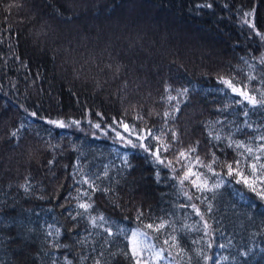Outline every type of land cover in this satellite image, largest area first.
I'll return each mask as SVG.
<instances>
[{"label": "trees", "instance_id": "16d2710c", "mask_svg": "<svg viewBox=\"0 0 264 264\" xmlns=\"http://www.w3.org/2000/svg\"><path fill=\"white\" fill-rule=\"evenodd\" d=\"M69 2L0 0V264H52L53 260L56 264H96L97 260L100 264H135L126 237L132 229L149 231L150 237H156L144 225L158 217H165L171 225L164 234L149 240L165 248L163 255L180 264H187V256L181 258L178 249L163 244L169 234L179 236L181 246L191 250L193 264L200 250V264H205L204 254L212 257L207 264H264V201L243 183L237 184L235 177L227 176L223 166L238 158L234 145L228 147L229 133L232 140L252 142L250 137L264 134V127H260L264 125V110L245 117L247 101L235 105L231 102L242 98L230 89L227 96L215 91L224 87L217 82L219 76H235L243 85L248 83V73L257 77L249 83L250 94L259 97L254 90H264L260 82L264 66L257 63L264 54V43L241 23L243 13L251 12L248 19L264 33V0H74L71 6ZM204 3H211L212 8H197ZM83 13L89 16L81 19ZM158 19L166 20L164 28H158ZM151 26L161 32L155 35ZM115 35L126 42L119 43ZM137 42L138 48L143 45L150 53L149 67L153 68L139 89L134 77L125 74L114 80L105 68L111 62L109 52L113 56L120 53L118 59L129 62L125 55L128 45ZM143 59L144 54L137 63ZM245 61L255 69L250 70ZM136 75L141 81L145 79L142 73ZM124 79L129 80V87L121 92ZM164 81L174 88L188 87L190 100L181 105L179 119L170 122L181 143L162 155L172 159L175 151L199 141L201 159L211 162L214 152L218 158L214 169L221 176L212 177L206 169L198 171L206 172L210 183L225 181L213 200L214 219L209 221L218 231L209 236L183 227L198 225L199 217L191 208L178 206L188 201L179 194L177 181L163 179L173 173L155 165L143 149L116 141L114 132L109 131V126L115 127V119L153 128L160 135L163 120L147 113L156 108L162 114L167 108L166 104L153 103L164 94ZM134 104L144 105L138 108L144 121L134 120ZM225 104L229 105L226 112L217 111ZM33 111L39 118L29 115ZM48 119H75L81 124L79 129L75 125L60 129L46 123ZM89 120L107 130L91 128ZM245 120L253 124L252 129L244 127ZM17 129L18 136L9 140ZM119 130L127 135L123 128ZM209 132H219L222 139L214 140ZM147 143L155 145L156 141ZM124 154L131 168L124 166ZM49 160H53L52 165ZM105 168L111 179L96 183L111 189L107 195L92 193L86 184L76 182L84 173L102 175ZM157 170L160 183L156 181ZM21 185H29L28 191ZM85 190L93 207L80 216L77 213L83 210L77 207L76 198L88 201ZM186 190L199 195L190 185ZM192 203L206 209L200 200ZM138 210L144 213L142 221L136 219ZM101 215L107 223L101 227L103 222L98 221L93 227L91 217ZM121 226L129 230L126 235L108 237L104 231L111 227L116 233ZM193 240L200 243L193 244Z\"/></svg>", "mask_w": 264, "mask_h": 264}, {"label": "snow or ice", "instance_id": "6c2138e0", "mask_svg": "<svg viewBox=\"0 0 264 264\" xmlns=\"http://www.w3.org/2000/svg\"><path fill=\"white\" fill-rule=\"evenodd\" d=\"M71 2H74V0H70L69 6H71ZM225 7H227V4H225ZM197 8L210 9L212 8V4H199L197 5ZM56 12L60 15H63V13L60 12L59 8L56 9ZM251 15V12H244L241 17V23L242 25H247L248 28L255 31V34L259 36L261 42L264 43V33H261L256 30L255 24L250 22V20L248 19V17ZM71 18L72 17H68V19ZM142 54H144V59L137 63V61L140 60ZM119 55L120 53H117L116 56H113L112 53L109 52V58L111 62L105 64V68L112 74V78L114 80L120 79L121 76L125 74L134 77L133 82L135 83L136 88L139 89L142 83L147 82V78L151 75L153 71V68L149 67L150 53H146V50L144 49L143 45H139L138 48L137 42L128 45V51L127 53H125V55L128 56L129 62H125L121 59H118ZM16 59L18 60L19 57L17 56ZM245 63L248 64L247 61H245ZM257 63L261 66H264V54H262L261 57L257 60ZM24 66L27 67L26 64ZM248 68L250 70H254L255 65L248 64ZM156 71L158 74V69H156ZM262 72H264V67H262ZM137 73L144 74L145 79L141 81L139 75H136ZM246 75L248 83H244L243 85H239L236 82L235 76L227 78L222 75L219 76L217 78V82L219 84H222L224 87L217 88L215 91L223 94L224 96H227V90L230 89L232 94L238 95L242 98V100H233L231 102L235 105H242L244 101H247V105L244 106L243 116L250 117L252 112L264 110V90L260 88H256L254 90V92L259 93V97H257V95L255 94H250L249 83L255 81L257 77L255 75H252L251 73H248ZM260 82L261 84H264V75L261 76ZM128 87L129 80L124 79L122 81V85L119 91L126 92ZM173 93H175V95H173ZM148 95L151 96V93H149ZM189 100L190 89L188 87L182 86L174 88L171 83H169L168 81H164V94L161 95L153 103L157 105L161 103L166 104L167 108L163 111L162 114L156 108L149 110L147 113L149 117H159L163 120L160 135H156L153 128H141L138 124L129 123L124 120L117 121L115 119H113V125H115V127L109 126V131L114 132L116 141H119L120 143L126 146H130L133 149H143L145 153H148L153 158V163L155 165L168 168L171 173H173L171 177H164L163 179H172L177 181L180 190L179 194L182 195L188 201V203H182L178 206L180 208H191L193 214L199 217L198 225H184L183 227L188 232H203L204 236H209L211 233H215L216 231H218V229L214 228L212 223H210L209 221L214 219L213 214L215 211V206L213 204V200L216 199V196L221 187L225 185V181L223 179H216L215 181L210 183L209 177L207 176L206 172L198 171V169H206L207 173H211L212 177H220L221 173L216 172L214 169V165L217 163L218 158L213 152L211 162L205 163L204 160H202L200 155L198 154V146L200 143L199 141H196L194 145H190L186 148L181 147L180 149L175 151L172 159H168L166 156L162 155V153L172 152L175 145L181 143L179 132L175 128L171 127L170 122L174 123L179 119L178 113L181 112V105L186 104L187 102H189ZM143 107V104L139 106L135 104L132 105L133 111L136 112L134 120H145V116L142 115L141 112L138 110V108L143 109ZM228 107L229 105L225 104L223 108L217 109V111L226 112L228 110ZM25 111L28 110L25 109ZM127 111L128 110L125 109V114H127ZM29 115L34 118H39L37 112L35 111L29 112ZM96 115L101 116L100 113H97ZM45 122L60 129L69 128L73 125H75L77 129H79V126L81 124V121L75 119H70L68 121L60 119H48ZM216 123H220V121H217ZM89 124L91 125V127L97 130L101 129L100 123H92V121L89 120ZM244 127L252 129L253 124L249 122V120H245ZM260 127H264V125H261ZM120 128H123V132L127 135L122 134L119 130ZM18 133L19 129L12 131L9 135V140L16 138L18 136ZM104 134L107 135V132H105ZM49 135H51V133H49ZM209 135L212 136L213 139L216 141H220L222 139L219 132H217L215 135H213L212 132H209ZM133 137L135 139H133ZM228 139L231 141L228 144V147L233 148L234 145V151L237 152L238 158H234L231 162L226 161L224 163L223 166L227 169L225 174L229 177H235L237 184L243 183L249 191L255 193L261 201H264V134H261L254 138L250 137L249 139L252 142L232 140L231 133H229ZM149 140L156 141V144L151 145L150 143H147V141ZM255 141H259L260 143H256ZM241 149L242 151H239ZM122 159L125 167H132L127 154H124ZM48 164L52 165L53 160H49ZM177 165L179 167H177ZM77 175H80V173L78 172ZM106 178L111 179L108 175L107 168H105V171L102 173V175L94 173L92 174V176H89L87 173H84L83 175H81V178L79 180H76V182L86 184L88 186V190H91L92 193L104 192L107 195V193L111 189L102 188L100 184L96 183V181L103 180ZM73 179L75 180V177ZM161 179V173L159 170H157V183H160ZM189 185L194 190V192L199 193V195H193L192 193L187 191L186 188ZM21 187L25 190V192H27L29 189V185H21ZM77 191L80 192V189H77ZM206 192H211L212 196L204 195V193ZM83 195H88V201L82 200L80 196L76 198L79 201L77 207L83 210L82 212L77 213V215L80 216L87 213L89 209L93 207L92 203L90 202L91 196L88 194L87 190H85ZM194 199L200 200L202 203L206 204V209L202 210L199 205H197L196 203H192ZM143 215L144 213L138 210L136 219L138 221H142ZM75 218V216L72 217V219ZM98 221L103 222L99 225L103 227V224L107 223V218L102 215L98 218L91 217L90 222L92 223L93 227H97ZM170 225L171 221H169L165 217H158L152 222L145 224V229L157 234L156 237H150L149 231H141L139 229L131 230V236L126 238L129 240V244L131 246V256L134 259L135 264H149V260L152 261L153 264H155V262L165 259L163 252L166 249H157L154 244L149 243L148 241L149 239L158 238L160 234H164L166 232V229ZM51 227L52 226L49 225V228ZM28 230L30 231V229ZM104 231L107 232L108 237H113L114 235H126L127 231L129 230L121 226L118 227V231L116 233H113L111 227H105ZM173 231H175V229H173ZM58 233L59 229H57V234ZM48 235L51 236L52 233L49 232ZM81 243H83V241H81ZM105 243H108V240H105ZM192 243L196 244L200 243V241L193 240ZM163 244L167 246V248L178 249L177 255H179L181 258L187 256V264H193L194 258L190 254L191 250L181 246L179 236L169 234L163 240ZM56 247H60V245L57 244ZM207 247L211 249L213 247V243L209 241L207 243ZM219 247L224 248L225 244H219ZM123 254L127 258L128 253L125 252ZM201 254L202 250L197 251L195 253V256L197 258L195 264H200L198 258L201 256ZM244 254L245 253H241V255ZM115 255L116 254L113 253V256ZM144 255H148L149 260L143 259ZM211 259V256L207 254L203 255V260L205 264H207V262ZM52 264H56V261L53 260ZM67 264H71V262H67ZM96 264H100V261L97 260ZM177 264H180V262L178 261ZM215 264H219V261H216Z\"/></svg>", "mask_w": 264, "mask_h": 264}, {"label": "rangeland", "instance_id": "374dc122", "mask_svg": "<svg viewBox=\"0 0 264 264\" xmlns=\"http://www.w3.org/2000/svg\"><path fill=\"white\" fill-rule=\"evenodd\" d=\"M139 4H141L142 5V2H139ZM131 8L133 9V10H135V5H131ZM133 10H131V11H133ZM94 13H96V12H94ZM93 16H95L94 14H92ZM86 16H89V15H87L86 13H83V14H81L80 15V18L82 19V18H86ZM119 18H123V15H120L119 16ZM158 21H159V27L158 28H161V27H163L164 28V24H165V22H166V20H163V21H161L160 19H158ZM170 23V22H169ZM119 24H117L115 27H117ZM115 27L113 28V29H115ZM151 28L152 29H154L155 30V35H156V32H158V33H160L161 31H159V29L157 28V27H154V26H151ZM177 28H179L180 29V26L179 25H177ZM182 28V27H181ZM183 29V28H182ZM101 32H102V30H101ZM100 32V33H101ZM181 34H183V31L181 30V31H179ZM114 34H115V32H114ZM115 37L117 38V39H119L118 40V42L119 43H125L126 42V40L123 38H120L118 35H115ZM164 37V36H163ZM88 123V126H90L91 127V125L89 124V121L87 122ZM92 123H96V122H92ZM91 128H93V127H91ZM93 129H95V128H93ZM95 130H97V129H95ZM107 130V128L106 127H101V129L99 130L100 132H104V131H106ZM130 236H131V233H130ZM129 236V237H130ZM149 243H152V244H154L151 240H149L148 241ZM155 245V244H154ZM131 247V246H130ZM155 247L157 248V249H160L161 247H158L157 245H155ZM143 259H145V260H149V256L148 255H144L143 256ZM149 264H153V262L152 261H150L149 260ZM155 264H177V261L173 258V259H170L169 257H166L165 256V259H163V260H161V261H157V262H155Z\"/></svg>", "mask_w": 264, "mask_h": 264}]
</instances>
